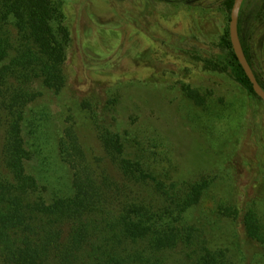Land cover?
<instances>
[{"label":"trees","instance_id":"1","mask_svg":"<svg viewBox=\"0 0 264 264\" xmlns=\"http://www.w3.org/2000/svg\"><path fill=\"white\" fill-rule=\"evenodd\" d=\"M233 5L234 0L225 2L230 14ZM221 45L230 52L217 54L211 63L246 92L245 125L258 131L263 145L264 121L258 123L263 113L257 104L264 102L243 71L229 34ZM70 47L71 33L58 1L0 0V264H264V184L251 206L238 200L237 147L221 159L197 160L171 180L132 157L121 130L122 105L134 102L147 110L146 95L126 98L111 91L90 96L97 155L87 157L78 142L70 146L64 141L60 153L72 170V184L58 189L38 174L25 125L30 113L29 125L45 129L51 115L62 111L53 104L61 106L58 96L68 83ZM182 91L196 109L208 105V97L191 85H182ZM142 152L156 162L166 155L149 146ZM216 185L233 189L216 210L233 225L236 237L190 217L208 196L215 198Z\"/></svg>","mask_w":264,"mask_h":264},{"label":"rangeland","instance_id":"2","mask_svg":"<svg viewBox=\"0 0 264 264\" xmlns=\"http://www.w3.org/2000/svg\"><path fill=\"white\" fill-rule=\"evenodd\" d=\"M56 1L71 33L69 77L58 96L61 106L53 104L62 111L51 115L47 128L30 126L28 115L25 133L35 150L38 174L58 189L72 184V170L60 153L64 141L70 146L78 142L87 157L97 155L99 142L87 105L90 96L111 91L126 98L146 95L147 110L134 102L122 105L121 130L132 157L137 155L156 174L171 180L195 161L224 158L235 146L241 155L234 163L237 198L251 206L264 184V141L260 144L258 131L254 134L245 125L246 92L211 63L217 54L230 52L221 45L229 34L227 0ZM241 13V39L264 81V0H247ZM186 84L206 95L208 105L196 109L182 91ZM257 106L262 123L264 104ZM148 146L164 150L165 157L156 162L142 152ZM215 187L216 199L208 196L190 217L207 229L236 237L233 225L216 210L217 202L228 200L233 189Z\"/></svg>","mask_w":264,"mask_h":264},{"label":"water","instance_id":"3","mask_svg":"<svg viewBox=\"0 0 264 264\" xmlns=\"http://www.w3.org/2000/svg\"><path fill=\"white\" fill-rule=\"evenodd\" d=\"M244 0H235L231 10L229 36L233 51L247 77L249 78L255 93L264 102V89L260 85L251 64L249 63L240 37L239 18Z\"/></svg>","mask_w":264,"mask_h":264},{"label":"flooded vegetation","instance_id":"4","mask_svg":"<svg viewBox=\"0 0 264 264\" xmlns=\"http://www.w3.org/2000/svg\"><path fill=\"white\" fill-rule=\"evenodd\" d=\"M235 1V0H234ZM247 0H244L243 4L246 2Z\"/></svg>","mask_w":264,"mask_h":264}]
</instances>
